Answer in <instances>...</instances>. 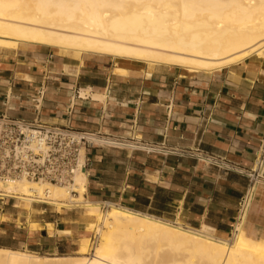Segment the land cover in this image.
I'll return each instance as SVG.
<instances>
[{"label": "crops", "instance_id": "1", "mask_svg": "<svg viewBox=\"0 0 264 264\" xmlns=\"http://www.w3.org/2000/svg\"><path fill=\"white\" fill-rule=\"evenodd\" d=\"M79 59L39 44L0 47V115L156 146L87 149L84 198L226 239L247 185L244 174L226 165L250 167L264 135V57L211 72L97 54ZM40 90L36 113L29 98ZM6 205L0 197L6 218L0 219V246L50 255L77 251L84 232L77 209L31 212L14 204L23 214ZM30 222L42 227L33 230ZM46 223L53 224L51 232ZM244 226L264 241V191Z\"/></svg>", "mask_w": 264, "mask_h": 264}, {"label": "bare ground", "instance_id": "2", "mask_svg": "<svg viewBox=\"0 0 264 264\" xmlns=\"http://www.w3.org/2000/svg\"><path fill=\"white\" fill-rule=\"evenodd\" d=\"M20 43L78 59L97 54L211 72L264 57V0H0V47ZM86 182L85 172L76 173L73 194L43 180L0 179V196L19 200L25 211L32 202L59 210L81 206L94 219L86 228L97 237L90 253V240L82 236L78 256L0 246V264H264V241L248 236L246 217L223 239L113 203L103 212L99 202L84 198ZM44 226L53 230L51 223ZM41 227L30 222L33 230ZM163 248L183 251L185 259L161 256Z\"/></svg>", "mask_w": 264, "mask_h": 264}, {"label": "built area", "instance_id": "3", "mask_svg": "<svg viewBox=\"0 0 264 264\" xmlns=\"http://www.w3.org/2000/svg\"><path fill=\"white\" fill-rule=\"evenodd\" d=\"M42 100V90L38 91L36 96L29 98L36 113L41 107ZM72 104L71 99L70 105ZM138 140L130 138L128 141L102 132L45 123L37 117L28 121L2 114L0 115V179L43 180L66 186L71 193L76 194L71 187L74 183V175L78 172L86 173L88 169V159L85 156L87 149L93 147H130L143 148L147 151L156 149V146ZM210 158L216 160L215 157ZM226 168L240 172L247 178L246 189L237 203V214L232 226L234 229L235 225L247 216L257 192L264 191V135L259 140L250 167L240 169L235 165L227 164Z\"/></svg>", "mask_w": 264, "mask_h": 264}, {"label": "rangeland", "instance_id": "4", "mask_svg": "<svg viewBox=\"0 0 264 264\" xmlns=\"http://www.w3.org/2000/svg\"><path fill=\"white\" fill-rule=\"evenodd\" d=\"M1 197V196H0ZM1 198H3L4 200H6L7 201V205H6V207L7 208H14L15 210H18L20 213H23V214H25V212H21L18 208H21L20 206H21V204L19 203L20 201L19 200H17V199H13V198H9V197H1ZM18 207H15V205ZM20 205V206H19ZM39 207V206H42V207H46V208H48V209H54V210H58V211H60L55 205H52V204H44V203H40V202H32L31 203V212L33 211V208L34 207ZM61 209H65V210H70V209H77L78 210V212H79V214L80 215H82V220H83V222H84V224H83V227H84V232L82 233V235H81V237L82 236H86L89 240H90V243H91V247H90V253L93 251V246L94 245H96V241H97V237H96V235H95V232L93 231V230H88L87 228H86V224H87V222H92L94 219H93V217H91V216H87V215H85V212H84V208H82L81 206H73V207H62ZM101 209H102V211L103 212H105L107 209H108V205L106 206V205H104V206H102L101 205ZM0 219H3V220H5L6 218L3 216V217H0ZM18 222V221H17ZM18 224H19V222H18ZM28 225V224H27ZM232 231H233V229H231V231L229 232V234L228 235H226L225 237L226 238H229V237H231L232 236ZM80 237V238H81ZM80 238H79V240H80ZM79 240H77L76 242L78 243L79 242ZM0 244H2V243H0ZM13 246H15V245H17L16 243H13L12 244ZM14 249H20V248H14ZM71 249H74V247H72ZM20 250H27V251H30V252H32L31 250H29V249H20ZM164 253H163V252ZM161 251V253H160V255L161 256H164V257H166V258H172V259H177V260H184L185 259V255L184 254H186V253H184L183 251L181 252V251H176V252H174L173 254H171L170 252H169V250H166V248H163V250ZM170 253V254H169ZM37 254V253H36ZM154 253H150V255H149V260H152V259H154V255H153ZM37 255H41V256H68V255H71V256H78L79 255V253L77 252V251H74V252H69V253H66V254H56V255H50V254H37ZM88 256H90V255H88Z\"/></svg>", "mask_w": 264, "mask_h": 264}]
</instances>
